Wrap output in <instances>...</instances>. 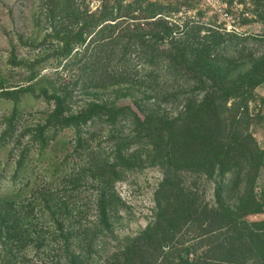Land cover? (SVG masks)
<instances>
[{
  "label": "trees",
  "instance_id": "trees-1",
  "mask_svg": "<svg viewBox=\"0 0 264 264\" xmlns=\"http://www.w3.org/2000/svg\"><path fill=\"white\" fill-rule=\"evenodd\" d=\"M178 8L158 1L101 0L92 11L85 0H43L40 15L50 30L43 42L56 44L49 58L77 76L72 89L51 94L42 89L53 107L25 131L29 143L17 141L13 179L27 172L31 151L37 160L68 145L71 152L54 166L51 183L27 195L21 190L0 195V264H34L31 254L38 264H264V218H250L264 215V192L262 199L255 194L264 150L248 133L246 120L226 115L229 99L244 102L250 89L264 83V58L253 75L227 84L229 72L218 59L225 39L198 22L178 23L172 18ZM204 29L207 34L201 35ZM30 89L0 85V96L14 103L0 143L14 137L20 96ZM73 91L93 97L76 113L68 107ZM104 93L115 99H104ZM122 98L131 105L120 106ZM183 101L180 115L172 118L167 104ZM98 123L107 133L93 146L92 126ZM65 130L74 135L67 143L58 141ZM71 157L75 161L67 172ZM148 165H159L164 175L154 194L153 222L126 238L107 260L90 261L97 242L113 233L121 205L115 183ZM184 173L218 178L215 206L203 205L194 189L185 187ZM87 200L92 206L82 203ZM190 227L199 235L186 246L179 237ZM201 246L206 250L198 255Z\"/></svg>",
  "mask_w": 264,
  "mask_h": 264
},
{
  "label": "rangeland",
  "instance_id": "rangeland-1",
  "mask_svg": "<svg viewBox=\"0 0 264 264\" xmlns=\"http://www.w3.org/2000/svg\"><path fill=\"white\" fill-rule=\"evenodd\" d=\"M132 1V0H126ZM167 3L172 6H179V12L172 18L178 23L193 21L204 26L205 29L218 30V34L225 39L220 45L218 59L223 68L229 72V85L236 86L237 80L245 74L253 75L254 68L264 58V0H148ZM43 0H0V85L9 91L19 88L30 87L31 89L20 96L18 104L17 120L14 122V137L0 143V195L17 193L21 190L27 195L33 189L40 188L52 182L51 172L57 163H60L65 154L71 152L68 145L65 150H59L56 154L47 152L44 157L37 160L38 153L31 151L30 162L27 172L17 180L13 179L20 147L31 141L25 134L28 129H33L42 122L44 113L52 109V104H47L42 95V89L50 94L58 88L72 89L77 71L72 68L63 69L62 64L58 65L53 58V49L56 44L53 41L43 42V39L50 30L45 25L42 11ZM86 5L92 11L100 7L101 0H85ZM210 27V28H209ZM202 30L201 35L207 32ZM209 34V32H208ZM233 37V38H232ZM255 71L254 73H256ZM253 78L252 76H250ZM33 80L30 81V79ZM174 84V83H172ZM193 85L190 83V87ZM244 85L242 89H247ZM49 94V95H50ZM104 99L113 101L114 93H104ZM204 93L197 96L200 102ZM73 100L68 105L72 113L85 107L93 100L89 95H81L73 91ZM238 97V96H237ZM0 96V139L6 128V120L11 116L14 103ZM118 104L131 105L129 98H122ZM185 101L167 104L166 110L172 118L180 115L184 108ZM241 108L237 111V106ZM226 107L231 110L226 115L248 123V133L255 139L258 147L264 150V83L249 90L246 101L241 99H229ZM235 110V111H234ZM242 123V122H241ZM240 123V124H241ZM246 125V124H245ZM240 126L239 124L237 125ZM96 133L93 146L105 139L107 133L105 126L101 123L92 126ZM127 129V128H126ZM103 135H98L99 131ZM24 135V136H23ZM73 131L65 130L59 135L58 141L65 143L73 139ZM73 157L68 160L66 171L71 169ZM63 176L61 172L59 176ZM185 187L192 188L198 194L203 205L215 206V189L218 178H207L184 173ZM163 170L159 165H148L142 169L128 172L122 176L114 185V190L121 201L117 211V218L113 222V233L101 239L96 244V251L90 256V261L102 263L121 247L126 238L135 237L154 220L156 204L154 194L163 181ZM61 178H58L57 185ZM28 187L25 188V184ZM264 192V168L259 172L255 194L262 199ZM228 202V197L225 196ZM90 201V203H89ZM92 200L82 201L92 206ZM234 201H230L233 205ZM252 220L263 219L264 215H253ZM88 219L95 220V212L90 211ZM206 227L203 224L202 229ZM196 228L190 227L183 231L179 237L182 244H195V237L199 235ZM203 238V237H202ZM206 250L201 246L197 250L200 255ZM34 264L39 260L30 255Z\"/></svg>",
  "mask_w": 264,
  "mask_h": 264
}]
</instances>
